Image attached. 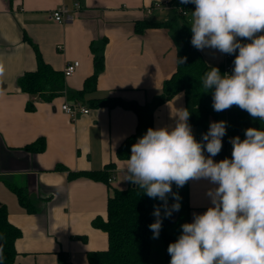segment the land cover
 <instances>
[{
  "label": "crops",
  "instance_id": "0c3cea01",
  "mask_svg": "<svg viewBox=\"0 0 264 264\" xmlns=\"http://www.w3.org/2000/svg\"><path fill=\"white\" fill-rule=\"evenodd\" d=\"M153 1L0 0V203L7 206L10 222L22 230L15 241L13 264H56L60 254L72 264H89V251L108 248V233L92 222L98 216L107 219L114 188L133 184L125 172L127 159H120L117 149L136 132L139 120L134 110L122 104L92 106L88 100L114 97L141 105L153 101L176 71L178 51L194 48L188 46L184 27L191 26L195 7L170 22L174 14L169 9L146 14ZM75 3L80 7L72 22L60 23L51 17V11L62 4L74 9ZM146 19L170 24L138 32L136 22ZM103 41L105 69L97 88L85 95L90 112L73 120L61 104L94 73L91 46ZM35 47L62 72L67 64L79 61L76 71L65 77V92L51 100L24 92L18 84L24 73L37 69ZM197 51L210 65L225 61V54L218 50ZM180 109H186L183 92L155 109L154 129L174 127ZM214 121L218 122L212 117L210 123ZM191 127L195 139L201 141L199 129ZM40 138L45 140L44 150L39 149ZM222 145L213 157L216 162L231 158L227 131ZM98 170L109 171L113 181L75 175ZM216 186L204 178L192 179L182 188L173 184V192L181 197L174 218L184 215L187 223L193 222L194 213L211 206L207 192ZM13 187L24 191L29 207ZM174 202L169 195L168 203Z\"/></svg>",
  "mask_w": 264,
  "mask_h": 264
},
{
  "label": "clouds",
  "instance_id": "9594fccd",
  "mask_svg": "<svg viewBox=\"0 0 264 264\" xmlns=\"http://www.w3.org/2000/svg\"><path fill=\"white\" fill-rule=\"evenodd\" d=\"M180 3L195 5L190 22L193 47L228 55L238 50L231 73L211 67L202 77L205 92H212L214 111L238 106L264 122V0ZM186 59L177 57V62L184 64ZM178 112L174 127L149 128L125 161L127 180L163 202L154 206L156 219L149 225L153 238L159 237L163 218L181 208L173 184L182 188L204 178L217 185L207 192L211 206L181 225L182 233L167 249L170 264H264V130L250 127L243 140L231 138V158L216 162L213 157L222 150L227 122H211L197 141L188 123L190 113ZM169 195L175 201L171 205Z\"/></svg>",
  "mask_w": 264,
  "mask_h": 264
},
{
  "label": "trees",
  "instance_id": "16d2710c",
  "mask_svg": "<svg viewBox=\"0 0 264 264\" xmlns=\"http://www.w3.org/2000/svg\"><path fill=\"white\" fill-rule=\"evenodd\" d=\"M174 5L171 13L173 19L183 16L179 7H195L194 4H181L180 0H171ZM168 22H154L152 20L137 21L135 28L142 32L146 27L168 25ZM187 37L191 41L192 33L190 25H187ZM242 40V43H248ZM106 41L100 45L92 43L91 49L94 53V73L87 77L84 87L73 93L70 98L85 101V95L93 92L97 88L99 75L105 69L104 47ZM38 59L37 69L28 71L19 77L18 84L20 88L29 94H38L42 99L51 100L60 95L65 89V76L62 71L54 69L47 63L40 50L35 47ZM235 55H238V50ZM235 55H231L229 63L233 69V60ZM186 57L184 64L177 63V69L172 76L165 80L161 94L153 101L144 105L136 101H124L121 98L107 97L101 99H90L88 102L92 106L100 105H117L134 110L138 115V127L134 134L128 136L117 149V156L120 159H128L131 155V146L142 137L149 128H154V111L155 109L173 98L176 94L183 92L186 100V109L190 113L188 123L196 126L201 136L209 129L210 120L214 117L217 121H226V131L228 138L239 136L241 140L245 138L247 128H257L264 130V122L258 118L253 119L246 111L241 110L238 106H232L230 109L216 112L212 104L211 90L205 92L202 77L211 67H218L221 74L227 73L225 64L210 65L196 48L180 49L178 58ZM232 69L229 71L231 73ZM39 149H45V140L40 138L38 141ZM32 147V146H30ZM38 147V146H36ZM113 166V164H110ZM73 175V174H72ZM75 175H84L93 179L109 182L111 173L107 170L82 171ZM19 195L21 202L29 207V202L23 190L13 187ZM144 190L135 184L127 188H114L113 193L108 199L107 219L101 216L96 217L92 224L108 233L109 246L106 250H97L88 252L89 264H151L152 256V236L153 232L149 225L155 222L156 217L153 215L154 206L161 205L163 202L159 199L149 198L143 193ZM169 204V203H168ZM170 205V204H169ZM163 217V209H161ZM172 218H163L160 236L165 244V264H170L171 256L168 254V246L175 242L178 236L167 230V225ZM22 235V230L10 222L8 218V208L5 204L0 203V264H13L17 251L15 241ZM56 264H72L69 258L63 254L59 255Z\"/></svg>",
  "mask_w": 264,
  "mask_h": 264
},
{
  "label": "built area",
  "instance_id": "2783aa9c",
  "mask_svg": "<svg viewBox=\"0 0 264 264\" xmlns=\"http://www.w3.org/2000/svg\"><path fill=\"white\" fill-rule=\"evenodd\" d=\"M169 1H153L150 3L146 9L145 12L147 15L152 14L155 10H163V9H169L172 10L174 7L173 4ZM80 7L79 3H75L74 9H70L65 4H62L59 8L54 9L51 11V17L54 18L55 21L60 23H67L72 22L75 19V13L74 11ZM192 8V7H190ZM190 8H184L180 6L178 9L182 13V15L186 16L189 13ZM231 58V55L225 54V67L226 72L229 73V71L232 69L231 64L229 63V60ZM79 65V61H74L72 63L67 64L65 67L63 73L65 77H68L72 75L77 67ZM65 92V89L63 90ZM61 109L68 114V116L75 120L79 117L80 114H87L90 112V107L86 105L83 101H78L75 99L70 98L69 96L65 99V101L61 104ZM114 179V176L111 175L109 177V182H112Z\"/></svg>",
  "mask_w": 264,
  "mask_h": 264
},
{
  "label": "rangeland",
  "instance_id": "374dc122",
  "mask_svg": "<svg viewBox=\"0 0 264 264\" xmlns=\"http://www.w3.org/2000/svg\"><path fill=\"white\" fill-rule=\"evenodd\" d=\"M155 15L156 14H154L153 17ZM179 20H180V22H183V19L181 17L179 18ZM176 35H177V37L182 38L181 33H178V31H176ZM184 37L186 38V41H188V46H191V41L187 37V26L184 27ZM231 138H233V137H231ZM231 146H232V144H231ZM173 213H175V212H173ZM184 223H187L186 217L184 215H178V217L176 219L173 218L171 220V222L167 225V230L170 233L179 237V235L182 233L181 225H183ZM152 246H153V248H152L151 264H165L166 249H165L164 241L160 235L158 238H155V239L152 236Z\"/></svg>",
  "mask_w": 264,
  "mask_h": 264
},
{
  "label": "water",
  "instance_id": "95a60500",
  "mask_svg": "<svg viewBox=\"0 0 264 264\" xmlns=\"http://www.w3.org/2000/svg\"><path fill=\"white\" fill-rule=\"evenodd\" d=\"M174 217H175V214L173 213L172 216H171V218L173 219Z\"/></svg>",
  "mask_w": 264,
  "mask_h": 264
}]
</instances>
